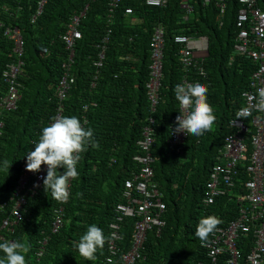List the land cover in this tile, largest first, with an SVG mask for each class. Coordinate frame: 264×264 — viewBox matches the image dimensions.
I'll list each match as a JSON object with an SVG mask.
<instances>
[{
    "label": "trees",
    "instance_id": "16d2710c",
    "mask_svg": "<svg viewBox=\"0 0 264 264\" xmlns=\"http://www.w3.org/2000/svg\"><path fill=\"white\" fill-rule=\"evenodd\" d=\"M39 1L0 0V22L6 27H19L25 43V66L18 79L22 98L15 111L4 114L5 129L0 136V165L8 162V170L0 171V233L6 235V240L0 242L20 240L28 248L27 264H109L110 224L116 220V206L125 201V182L141 173L143 166L134 158L145 155L139 142L144 139L145 129L153 126V169L165 195L166 226L161 233L156 229L148 233L142 258L136 264L206 261L203 241L194 235L200 219L214 216L220 221L218 227H226L238 214L235 203L226 197L205 205L206 185L229 134V123L242 107V95L258 69L246 56L234 55L239 0H227L231 10L222 20L214 5L204 6L200 0H191L194 12L189 20L183 19L182 0H170L165 8H151L145 0H120L113 15L107 0H48L42 15L33 22ZM5 5L16 14H6ZM86 5L89 10L80 27L83 38L77 42L75 61L70 65L75 83L63 102L62 117L77 116L85 128L94 130L100 147L89 146L79 154L78 177L69 182L66 203L53 199L43 186L28 197L22 219L15 232L9 233L1 226L16 201L13 198L27 162L26 154L34 150L43 128L58 114L57 87L67 70L63 63H71L61 37L73 16ZM259 5L264 9V0H259ZM127 9L133 13L127 14ZM161 24L166 40L164 77L153 112L147 85L152 37ZM179 34L208 38V56L201 62V69L187 70L181 63V46L174 38ZM106 38L105 59L99 67L96 63ZM13 48L14 42L0 28V99L9 92L3 71L17 60ZM187 77L207 86L216 120L203 136L189 134L184 143L172 145V128L178 123L180 110L173 90ZM35 179L31 178V184ZM61 208L63 222L55 231ZM137 221L131 217L123 222L124 252L132 246ZM92 224L103 229L106 243L95 259L88 260L78 253L75 242ZM44 240L48 243L39 258ZM120 261L119 257L113 264ZM221 261L225 262L223 258Z\"/></svg>",
    "mask_w": 264,
    "mask_h": 264
},
{
    "label": "built area",
    "instance_id": "2783aa9c",
    "mask_svg": "<svg viewBox=\"0 0 264 264\" xmlns=\"http://www.w3.org/2000/svg\"><path fill=\"white\" fill-rule=\"evenodd\" d=\"M48 0H40L38 9L33 16L35 22L43 13ZM120 0H108L110 13L113 15ZM146 5L155 8H165L170 0H145ZM204 6L214 5L221 15H225L229 8L227 0H200ZM181 8L184 10L183 19L189 20L194 12L191 0H182ZM239 10L236 17V29L238 32L234 55H244L258 65L254 72L250 87L242 95L244 106H254L257 99V90L264 88V9L259 5V0H239ZM89 6L80 13L74 15L62 40L66 44L71 63H65L66 68L63 78L58 85V98L60 106L57 118L63 116V102L68 98L75 78L70 74V65L74 63L77 42L83 38L80 30L82 19L85 17ZM20 10V8H19ZM6 14L15 15L9 5L3 7ZM132 9H127V14H132ZM1 15V13H0ZM0 28L5 29V36L15 43V53L18 56L16 63L8 64L3 72V77L9 85V92L0 101V136L5 128L4 113L12 112L18 108L22 95L18 87V79L23 73L25 63L22 59L24 54V39L19 27L4 26L0 22ZM207 40V39H206ZM205 38H191L187 35H176L175 43L181 46L180 59L183 66L188 69H199L200 63L197 59V51H206L208 56V40ZM103 41L100 60L96 63L101 67L105 58L106 43ZM165 27L159 26L155 29L152 39V64L151 77L147 85L148 95L152 104V111L156 112L160 100V90L163 81V69L165 58ZM183 82H193L185 79ZM245 93L247 95H245ZM242 107V108H243ZM87 108V107H86ZM186 111V110H185ZM152 125L155 120L151 119ZM189 136L183 132H177L172 128L170 143L179 145L184 143ZM154 128L148 126L144 132V139L139 145L145 155L140 154L134 159L143 166L141 173L125 182L122 197L125 200L116 206V220L110 224V238L108 242V256L106 262L113 264L120 257L119 264H136L142 258L143 246L147 240L148 233L157 230L161 233L166 226L164 213L167 209L165 195L160 190L155 180L153 166L156 162L154 157ZM217 163L210 171L206 185V197L204 204L214 205L218 198L230 197L237 201L241 212L237 220L231 221L226 227H217L211 234L209 241H203L206 249L207 259L199 264H264V112L256 111L253 107L250 114L244 119L236 116L229 123V134L224 139L222 151ZM24 166L23 174L14 195L16 199L13 209L8 217L3 220L1 230L14 233L15 228L22 219L24 206L29 196H34L44 186V177L47 175V166H43L39 173H32ZM36 177L31 184V178ZM61 200L64 204L68 201ZM56 223L57 231L63 222L64 209L61 208ZM138 218L135 224L134 241L128 251L122 250L124 236L122 234L123 222L126 218ZM252 235L250 253L246 259L243 258L241 246L249 242ZM6 235L0 233V241L6 240ZM48 240L41 241L42 247L38 257H42ZM245 246V245H244ZM221 258L225 262L221 261ZM244 260V262H243Z\"/></svg>",
    "mask_w": 264,
    "mask_h": 264
},
{
    "label": "clouds",
    "instance_id": "9594fccd",
    "mask_svg": "<svg viewBox=\"0 0 264 264\" xmlns=\"http://www.w3.org/2000/svg\"><path fill=\"white\" fill-rule=\"evenodd\" d=\"M87 6L89 5L85 7ZM81 12L76 14H80ZM219 19L222 20L224 18L219 17ZM160 26L163 25L161 24ZM14 49L15 43L13 52H15ZM17 61L18 56L17 60L13 63ZM173 91L176 100L179 102L180 109L177 111L176 120L178 123L175 126V130L183 132L188 136L191 134L197 137L203 136L206 132L210 131L215 123L216 116L213 106L208 101L207 86L200 81L178 82L175 84ZM245 95L247 94L245 93ZM5 96L6 94L3 97ZM242 107L237 112L238 120L244 119L250 114L253 107L256 111L264 112V88L257 90V99L254 106ZM89 146L97 149L100 147L98 141L95 139V133L92 128H85L81 120L74 115L60 118L53 117L52 123L43 128L39 141L35 143L34 150H29L26 154V170L32 173H39L43 166L46 165L47 175L44 177L46 193L50 192L53 199L57 201L66 200L69 182L78 177L79 154L86 151ZM60 169L64 171H58ZM3 170H8L7 161H4L0 165V171ZM219 223L220 221L214 216H206L200 219L194 233L195 237L206 241L217 229ZM105 243L106 237L103 229L92 224L87 227V230L80 237L79 241L75 242V248L81 256L88 260H93L97 252L104 248ZM27 252L28 248L20 240L0 242V253H2L0 255V264H27L25 255Z\"/></svg>",
    "mask_w": 264,
    "mask_h": 264
},
{
    "label": "crops",
    "instance_id": "0c3cea01",
    "mask_svg": "<svg viewBox=\"0 0 264 264\" xmlns=\"http://www.w3.org/2000/svg\"><path fill=\"white\" fill-rule=\"evenodd\" d=\"M216 8V7H215ZM229 9L230 8H228V10H227V13L229 12ZM217 10V12L219 13L218 14V18L219 17H223V18H225V16L227 15V14H225V15H221V13H220V11L218 10V9H216ZM231 10V9H230ZM238 10L239 9H237L236 10V17H237V13H238ZM236 22V21H235ZM184 35V34H183ZM188 37H191V36H189V35H187ZM191 38H193V37H191ZM201 38H205V41H207L208 40V38L207 37H201ZM207 39V40H206ZM205 41H202V42H205ZM196 56H197V59H198V61L199 62H202L206 57H207V52L206 51H197V53H196ZM231 60H232V62H233V57L231 58ZM181 61V60H180ZM253 62V61H252ZM199 69H201V63H200V68ZM188 70V69H187ZM163 77H164V69H163ZM186 79H188L189 81H197V80H192L191 78H186ZM185 80V79H184ZM222 151V149L220 150V152ZM220 152H219V155L217 156V159H216V162H215V164L213 165V167L217 164V163H219V156H220ZM213 167L211 168V171H212V169H213ZM210 178V177H209ZM208 178V179H209ZM223 197H226V198H228L229 199V202H234L235 203V205H236V207H237V217L234 219V220H237L238 218H239V215H240V213L239 212H241V208L239 207V204H238V202L237 201H233L230 197H228V196H223ZM218 200V199H217ZM217 202V201H216ZM233 220V221H234ZM249 242H247L246 244H244L243 246H241L240 248H241V251H242V254H243V258L244 259H246V257H247V255L250 253V251H251V247L253 246V244L251 243V240H252V235H250L249 236ZM248 253V254H247ZM243 262H244V260H243Z\"/></svg>",
    "mask_w": 264,
    "mask_h": 264
}]
</instances>
